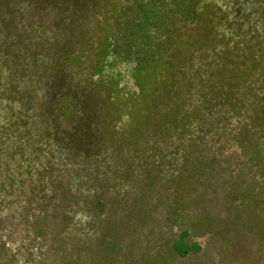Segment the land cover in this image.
Returning <instances> with one entry per match:
<instances>
[{
  "label": "rangeland",
  "instance_id": "obj_1",
  "mask_svg": "<svg viewBox=\"0 0 264 264\" xmlns=\"http://www.w3.org/2000/svg\"><path fill=\"white\" fill-rule=\"evenodd\" d=\"M221 60L264 83V0H0V264H264V127L213 110L202 163L140 131L162 80L191 109Z\"/></svg>",
  "mask_w": 264,
  "mask_h": 264
},
{
  "label": "trees",
  "instance_id": "obj_2",
  "mask_svg": "<svg viewBox=\"0 0 264 264\" xmlns=\"http://www.w3.org/2000/svg\"><path fill=\"white\" fill-rule=\"evenodd\" d=\"M229 57L231 59L230 54ZM240 61L241 62L238 63V61L235 62L233 60H221L216 72L218 78H220V80H222L223 82V85L221 84V89L219 88L221 85H215L214 93H210V95H208V93L206 92L200 95L199 100L197 101V103H195V105L191 106V109L188 108V106L184 105V103H176V106L175 104H171V102H165V105H163L162 100L164 95L166 98L170 95L178 98H184V92L182 90L179 91V89H176L178 87H176L174 83L168 84V79L162 80L160 84H163L164 87H167L169 89L163 91L161 87H158V89L161 90H156L152 95L151 101L145 105L144 109L141 111V115H143L142 117L144 118H141L142 120L140 121V124L142 122H147L149 120L148 115L151 114L152 125L144 123L145 126L143 128L141 127L140 131L142 132L149 130L151 127H153V125L155 126L156 124L160 123L165 124L166 127L173 129L175 133L180 134L182 127L183 134H181L184 135V138L185 136L187 137L186 142L185 139H182V142L184 143V146L182 145L184 150L183 153L184 155L186 154L185 159H190V154L200 151L201 153L198 154V160L202 163L203 161H206L208 159V157H206V153L210 150L208 149L205 151L204 148L210 146V143H208V140L206 138L207 136L202 137V134L207 130L205 126H207L208 124L211 126L210 131L207 133L208 136H211V139L209 141L212 142L216 139V133H214L213 127V110H216V114L219 112L221 118L225 117L227 120L233 119V117L235 116H242L243 119H240L239 123L242 126L246 123V128H248L250 124L253 126L259 125L260 127H264V83H261L260 86H256L255 81L250 82L248 79H244V72L246 67H243L246 66L245 60ZM173 65H171V67H173ZM172 70L174 71L173 68ZM173 73L174 75L171 74L173 75V78L170 81H173L175 77L179 76L181 74V71H179L178 69ZM210 82L209 88L212 89V86H214L212 79L210 80ZM210 89L207 90V87H204L203 91L212 92V90ZM248 91L252 92V94L248 95ZM246 96L251 97L253 100L254 108H252V110L251 107L250 109H246ZM69 106H71V104H69ZM218 108H222V110L217 111ZM224 109L228 112L233 111L234 114L229 115L226 112L221 113ZM190 125L192 127H190ZM235 130H238V128H236ZM239 132V130L236 132L233 130L232 134L235 135V138H238L237 133ZM260 138H262L261 134ZM217 152L220 153V149L215 150L216 157ZM216 157H213L212 160H216ZM261 160L262 155L260 154L259 158L251 157L250 162L254 163L256 166H261ZM172 209L174 208L172 207ZM187 235L188 232L183 231L174 243V252H176L180 256H185L186 254L194 250H200V246L198 244H191L187 242Z\"/></svg>",
  "mask_w": 264,
  "mask_h": 264
}]
</instances>
